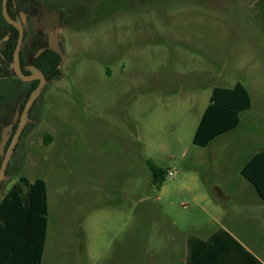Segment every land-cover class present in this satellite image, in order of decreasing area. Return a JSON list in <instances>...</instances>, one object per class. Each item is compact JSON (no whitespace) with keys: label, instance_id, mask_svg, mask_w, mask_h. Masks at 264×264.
Segmentation results:
<instances>
[{"label":"rangeland","instance_id":"374dc122","mask_svg":"<svg viewBox=\"0 0 264 264\" xmlns=\"http://www.w3.org/2000/svg\"><path fill=\"white\" fill-rule=\"evenodd\" d=\"M97 2L64 30L60 74L28 108L0 181V200L20 177L46 184L41 264H182L188 236L221 226L264 260V202L240 174L264 149V0ZM44 10L28 41L56 26ZM238 82L251 97L238 126L193 144L213 88ZM28 86L0 84L8 142Z\"/></svg>","mask_w":264,"mask_h":264},{"label":"trees","instance_id":"16d2710c","mask_svg":"<svg viewBox=\"0 0 264 264\" xmlns=\"http://www.w3.org/2000/svg\"><path fill=\"white\" fill-rule=\"evenodd\" d=\"M52 72L57 73L58 70L55 68ZM46 77L50 76L46 73ZM250 107L251 97L241 83L230 88L214 87L194 132L193 144L207 146L217 136L233 130L239 124V114ZM147 164L152 180L159 185L162 171L151 161ZM240 174L252 184L264 202V149L255 152L246 161ZM46 231V184L42 179L29 181L20 177L0 200V264H41ZM229 238L244 255L258 262L235 240Z\"/></svg>","mask_w":264,"mask_h":264},{"label":"flooded vegetation","instance_id":"af4514ba","mask_svg":"<svg viewBox=\"0 0 264 264\" xmlns=\"http://www.w3.org/2000/svg\"><path fill=\"white\" fill-rule=\"evenodd\" d=\"M97 1L98 0H6V14L10 20L9 21L3 14V0H0V43L2 42V44H0V84L3 83L4 80H7L9 76H15L17 80L24 81L29 85L28 90L25 92V94L27 95L28 93V95L22 110L24 109L30 94L40 83V79L37 77L38 73L32 71L33 68L43 74L45 82L60 74L59 68L62 56L50 47L51 41L57 39L58 48L61 53L64 54L62 44V34L64 33V30L73 26L75 22L74 20L76 19L85 20L92 11H97L99 5L105 3H99ZM32 9L37 10L32 11ZM43 9H45L43 11L44 13L47 12L45 15L50 16V14L54 13L50 16V19L52 17L57 24L51 30L33 35L28 41V28L26 21L30 17V13L33 14L36 12L33 16L37 15L38 17ZM20 33L19 67L23 75H31L35 77L31 80L19 78L13 67L14 51ZM31 48H34V52L31 51ZM31 55L33 56L30 60ZM24 56H26V59L29 61H26ZM38 60L40 61V65ZM41 66L45 70H43ZM55 68L58 70L57 73L52 72ZM46 73L50 77H46ZM31 88H33V90H31ZM22 110L20 112L18 111V123L20 121ZM17 117L14 113V118L17 119ZM9 142H7V146ZM3 157L0 158V163Z\"/></svg>","mask_w":264,"mask_h":264},{"label":"crops","instance_id":"0c3cea01","mask_svg":"<svg viewBox=\"0 0 264 264\" xmlns=\"http://www.w3.org/2000/svg\"><path fill=\"white\" fill-rule=\"evenodd\" d=\"M225 234L241 245L258 262L244 255L234 241ZM184 245L185 255L182 264H264V260L230 227H217L204 236L192 234L186 238Z\"/></svg>","mask_w":264,"mask_h":264},{"label":"water","instance_id":"95a60500","mask_svg":"<svg viewBox=\"0 0 264 264\" xmlns=\"http://www.w3.org/2000/svg\"><path fill=\"white\" fill-rule=\"evenodd\" d=\"M6 0H3V14L4 16L9 20L7 14H6ZM10 21V20H9ZM20 41H21V33L14 51V56H13V67L15 68V73L16 75L24 80H31L33 78H35L34 76H26L23 75V73L20 70L19 67V47H20ZM50 47L58 52L62 58H63V54L61 53L60 49L58 48V41L57 39H53L50 43ZM32 71H34L35 73H38V78L40 79V83L39 85L32 91V93L29 96L28 101L26 102L24 109L22 110V113L20 115V121L18 123L17 129L15 130L8 146H7V142L9 139V134L7 133V130H10V127H7V129H3L2 133H1V138H0V155H4L1 163H0V181L1 179L4 177L5 174V169L8 163V160L10 158L11 152H12V148L14 147L17 138L21 132V129L24 125L25 122V116L27 113L28 108L30 107L31 103L33 102L34 98L36 97V95L38 94V92L40 91L41 87L43 86L45 80H44V76L41 72L37 71L36 69H32ZM18 115V110L15 111V116L17 117ZM16 120V118H14ZM7 146V147H6Z\"/></svg>","mask_w":264,"mask_h":264},{"label":"built area","instance_id":"2783aa9c","mask_svg":"<svg viewBox=\"0 0 264 264\" xmlns=\"http://www.w3.org/2000/svg\"><path fill=\"white\" fill-rule=\"evenodd\" d=\"M169 176H172V173L169 171L168 173H167Z\"/></svg>","mask_w":264,"mask_h":264}]
</instances>
